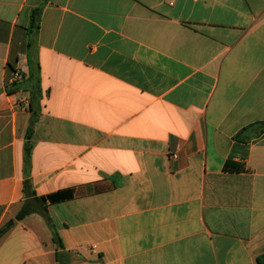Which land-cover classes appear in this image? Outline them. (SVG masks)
Returning <instances> with one entry per match:
<instances>
[{
	"label": "crops",
	"instance_id": "crops-1",
	"mask_svg": "<svg viewBox=\"0 0 264 264\" xmlns=\"http://www.w3.org/2000/svg\"><path fill=\"white\" fill-rule=\"evenodd\" d=\"M2 230L0 264H257L264 0H0Z\"/></svg>",
	"mask_w": 264,
	"mask_h": 264
},
{
	"label": "trees",
	"instance_id": "trees-1",
	"mask_svg": "<svg viewBox=\"0 0 264 264\" xmlns=\"http://www.w3.org/2000/svg\"><path fill=\"white\" fill-rule=\"evenodd\" d=\"M41 12V9H35L33 10L32 12V15H31V26L30 28L37 31L39 26H38V23H37V18L39 16ZM29 67H30V73H31V76L33 77L32 80L33 81V85H32V89H31V93L33 95L36 94V90H37V87H36V82L38 81V76L36 75L35 76V71L36 68L38 67L37 63H35V59H32V58H29ZM17 72V71H16ZM23 78V77H22ZM22 81V79L20 80ZM16 83V82H15ZM21 83V82H20ZM19 84H14V86H18ZM34 104L32 103V101L30 102L29 106H33ZM34 120V119H33ZM31 137H32V126L29 127L28 129V132H27V140H28V143L25 147V154H26V162L28 163L29 162V158H30V152H31V149H32V146L30 144V140H31ZM29 187V180L28 178L25 180V189H27ZM32 211V208L30 205H26L21 211L20 213L18 214L17 216V219H21L23 216L29 214L30 212ZM11 223L8 224V226L10 225ZM4 230H2L0 233H3ZM53 240L56 241L57 240V235L56 233L53 234ZM257 264H264V255L260 256L257 258V261H256Z\"/></svg>",
	"mask_w": 264,
	"mask_h": 264
},
{
	"label": "built area",
	"instance_id": "built-area-1",
	"mask_svg": "<svg viewBox=\"0 0 264 264\" xmlns=\"http://www.w3.org/2000/svg\"><path fill=\"white\" fill-rule=\"evenodd\" d=\"M15 77H16V79H20V75L18 73H16ZM173 157H176V155L173 154Z\"/></svg>",
	"mask_w": 264,
	"mask_h": 264
}]
</instances>
